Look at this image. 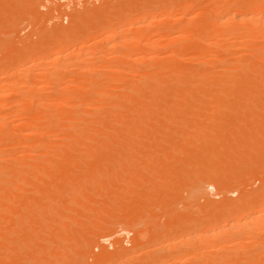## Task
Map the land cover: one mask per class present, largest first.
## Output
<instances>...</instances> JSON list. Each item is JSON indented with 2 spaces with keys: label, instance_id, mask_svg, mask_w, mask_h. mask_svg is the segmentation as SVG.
Returning <instances> with one entry per match:
<instances>
[{
  "label": "rangeland",
  "instance_id": "obj_1",
  "mask_svg": "<svg viewBox=\"0 0 264 264\" xmlns=\"http://www.w3.org/2000/svg\"><path fill=\"white\" fill-rule=\"evenodd\" d=\"M234 1V3L239 1L241 10L250 6L253 8L254 5L260 6V1L264 3V0H241L242 3L240 0ZM217 2L214 0H141V2L140 0H0V85L5 87L4 84L11 81L10 86H13V88L9 87L10 89L5 88L6 91L0 90V104H3L0 105L2 106L0 114L4 112L2 115H7V122L4 121L5 132L0 133V160L2 157L0 161V244L2 243L0 259L2 258V261L0 264L3 262L4 264H264V74L260 76L252 72L253 68L264 70V63L245 64L242 61H226L225 58H228L230 52L240 51L234 50L236 47L239 48L234 42L237 38L226 29L216 28L218 30L216 31L214 28L215 31H212V21L216 15L227 10L232 13L231 15L241 10L236 8L237 6L228 9L226 2H223L224 4ZM242 5H246L244 9ZM263 5L261 6L264 7ZM133 10L136 12L133 13ZM140 14V17L147 15L150 17L146 26L163 23L165 28L161 27L164 30L160 29L161 31L156 35L152 34L153 37L147 33L149 27L142 28L140 23H138L140 29L137 24L129 29L128 20L133 18L136 20L135 17ZM168 16L172 17L169 19ZM91 17L92 20L88 19ZM187 21L190 24L184 31L182 27ZM119 25L120 29L124 27L130 30L124 32L130 35L125 36L123 33L122 36L116 33L123 39H118L116 34L109 38L107 29L115 26L120 33ZM169 25L170 28H167ZM143 29L147 32L143 33ZM173 34L178 36L175 37ZM153 38L161 39L158 44L156 43L157 46L153 45L155 48L149 46L150 41L154 43V40H151ZM110 39L116 42L119 40L117 45L120 44V47L116 46L118 52L114 48V51L111 49L108 52L113 45L112 42L106 44L105 41ZM133 39L139 42L134 45L136 41L134 42ZM125 40L129 42L131 40L128 43L132 45L127 47L129 44ZM229 40L234 42L236 47L233 43V45L229 43ZM208 41L225 43V46L222 45L225 49L217 44L207 45L210 46L207 48L204 45ZM79 44L82 47L85 45V48H81ZM122 44L125 45L121 48ZM217 46L222 51L219 52ZM78 49H81V52ZM84 49L90 51L86 52ZM137 49L139 52H133ZM197 49L200 52L205 50L204 57L202 52V56L200 55L202 58L198 57L200 52ZM103 50H107L108 55L106 53L105 56H99L101 54L99 52ZM241 50L244 51L242 48ZM53 51L54 53L62 51L63 60L49 63L55 56L54 53L51 54ZM115 51L118 54H114ZM145 51L148 53V58L141 57L144 56ZM242 51L239 52L240 56L246 57L247 55L245 56ZM77 52L82 57L78 56ZM84 52L89 54L88 57ZM247 52L250 53L251 50L248 49ZM151 53L156 56L153 58ZM69 54L71 57L68 56ZM129 54L132 61L128 59ZM133 55L136 59H133L135 58ZM111 56L114 58L112 59ZM229 56L234 57L232 54ZM46 58H49V61ZM149 58H153L152 61ZM120 59H123V62ZM142 59L146 61L142 62ZM115 62L120 63L115 64ZM131 62L137 65L135 63L131 65ZM122 63L127 69L121 66ZM127 63L130 66H127ZM154 65L158 68L155 69ZM250 65L253 66L252 69ZM160 66L162 69H159ZM231 66L232 70H229L232 72L231 75L228 72L224 73ZM150 67H153V71L147 70ZM75 69L80 71H74L72 74ZM102 69L107 70L103 71L106 77L102 73L99 74ZM195 70H205L207 74L210 73L206 75L208 80L205 79V84L201 80L205 76L199 78L201 72ZM140 72L144 74L153 72L154 75L151 74L153 76L143 85H139L142 77ZM55 73L61 78L54 76ZM80 73L83 76H80ZM95 74L97 76H94ZM38 77L43 78L39 80ZM55 77L58 83H55L57 82ZM93 77L96 78H94L96 83L92 85L89 80L92 81ZM97 78L99 83H101L100 78L102 81L106 78L108 82L105 81V84L102 82L103 86L99 88L101 84L97 85ZM83 80H86V83ZM65 81L69 83L65 85ZM161 83L163 84L160 86ZM94 84L99 87H95ZM150 84L151 89L155 84L162 88H159L158 92L165 91L152 93L155 95L153 96L146 89ZM187 87H191V90ZM135 88L137 91L134 90ZM66 89L69 91L66 92ZM36 90L38 91L35 92ZM106 92L114 94L110 96ZM43 95L45 97H42ZM60 97L65 98L61 100ZM150 97L151 102L156 97L154 105L153 102L148 105ZM37 99H40L39 102ZM107 99L110 103H103ZM143 103L147 107L150 105L158 107V111L156 110L155 113L150 111L146 114L142 109L145 107ZM92 105H99L100 109L94 111L85 109ZM20 106L21 108L25 106V109H19ZM1 108H4L3 111ZM78 109L83 114L79 115ZM144 113L146 115H143ZM81 116L82 119L78 118ZM85 117L87 120L84 121ZM8 120L17 125H11ZM75 121H78L74 126L76 128H72ZM32 125L37 129L33 133L39 134L34 133L29 139L26 138L30 147L25 145L27 141L22 145L26 147L25 151H30V156L22 159L20 153L23 151L20 150L23 147H20L17 140L21 139L22 142L25 138L22 130L29 126L34 129ZM64 125L66 129L69 128L68 131L63 129ZM132 133H136L137 140ZM77 134L79 135L76 136ZM116 135L117 137H113ZM72 136L75 141L72 140ZM153 209L157 211L154 212L155 214L150 213ZM252 217L258 221L253 220ZM205 227L206 231L214 230L213 234L216 235L207 238ZM5 249H8V254ZM146 254H148L147 258H145Z\"/></svg>",
  "mask_w": 264,
  "mask_h": 264
},
{
  "label": "bare ground",
  "instance_id": "obj_2",
  "mask_svg": "<svg viewBox=\"0 0 264 264\" xmlns=\"http://www.w3.org/2000/svg\"><path fill=\"white\" fill-rule=\"evenodd\" d=\"M132 1H133V0H132ZM147 1H148V0H147ZM215 1L217 2V0H214V2H215ZM233 1H234V0H230V1H229V0H228V1H226V0H224V1H223V0H220V1H219V0H218L219 3H218V2H217V3H218V4H222L223 2H224V3L226 2L225 5H226V7L228 6V7H227L228 9L231 8L232 6H235V7L237 6L236 8H238V9L241 10V8H239V7L241 6L240 3H239V1L237 0L238 2H236V3H234L235 1H234V2H233ZM258 1H259V0H258ZM11 2H13V1H11ZM106 2H107V1H106ZM140 2H141V0H140ZM142 2H143V1H142ZM205 2H206V1H205ZM221 2H222V3H221ZM240 2L242 3L243 1L240 0ZM127 3H128V2H127ZM192 3H193V2H192ZM209 3H210V2H209ZM224 3H223V4H224ZM17 4H18V3H17ZM23 4H24V3H23ZM26 4H27V3H26ZM218 4H217V5H218ZM243 4H244V3H243ZM263 4H264V3H263V2L261 3V1H260V3H259L260 6H258V5L255 6V5L253 4V5H254L253 8H251V6H250V8H248L249 6H247L248 9L241 10V11H236V13H234L233 15H231L232 13H230V11L227 10V12H226V11H225V12H222L221 14L216 15V17H214V20L212 21V26H211L212 29H211V30H212V31H215L216 28H219V29H222V30H223V29L228 30L232 36H234V37L237 38V40L234 41V42H235V44H237V46H238L239 48L236 47V45L234 44V42H231V41L229 40V43L231 42V44L233 43V44L235 45L236 49H234V50H238V51L240 50L239 52H241V51H242L241 48H242V49L244 50V51H242L243 54H244L245 56L247 55L246 57H244V56H240L239 52H237V51H235V52H237V54H236L235 52H230V51H229V52H230V53H229V52L227 51V52L229 53V55L232 54V55H234V57H233V56L230 57V56L228 55V58H225L226 61H228V62H229V61H230V62H233V61H236V62H237V61H240V62H241V61H242V62H244L245 64H246V63H248V64H252V63L255 64V63H257V64H258V62H260V63H261V62L264 63V7L261 6V5H263ZM21 5H22V4H21ZM169 5H171V4H169ZM213 5H214V4H213ZM217 5H216V6H217ZM8 6H9V5H8ZM11 6H12V4H11ZM17 6H18V5H17ZM104 6H105V5H104ZM104 6H103V7H104ZM220 6H221V5H220ZM245 6H246V5H242V8L244 9ZM263 6H264V5H263ZM31 7H32V6H31ZM123 7H124V5H123ZM140 7H141V6H140ZM235 7H234V8H235ZM14 8H15V7H14ZM141 8H143V7H141ZM232 8H233V7H232ZM4 9H6V8H4ZM95 9H96V8H95ZM119 9H120V8H119ZM125 9H126V8H125ZM128 9H129V8H128ZM128 9H127V11H129ZM130 9H131V8H130ZM171 9H172V8H171ZM19 10H20V9H19ZM22 10L24 11V9H22ZM87 10H88V9H87ZM93 10H94V9H93ZM106 10H107V9H106ZM131 10H132V9H131ZM134 10H135V9H134ZM134 10H133V11H134ZM136 10H137V9H136ZM138 10H139V9H138ZM217 10H218V9H217ZM89 11H90V10H89ZM96 11H97V10H96ZM96 11H95V12H96ZM116 11H118V10H116ZM124 11H125V10H124ZM127 11H126V12H127ZM141 11H142V9H141ZM162 11H163V10H162ZM165 11H166V10H165ZM0 12H1V11H0ZM41 12H42V11H41ZM135 12H136V11H134L133 13H135ZM231 12H232V10H231ZM2 13H3V12H2ZM25 13H26V12H25ZM89 13H90V12H89ZM110 13H111V10H110ZM118 13H119V12H117V14H118ZM133 13H131V14H133ZM165 13H166V12H165ZM16 14L18 15V11L16 12ZM16 14H15V15H16ZM43 14H44V13H43ZM87 14H88V13H87ZM92 14H93V13H92ZM124 14H126V13H124ZM124 14H123V15H124ZM128 14H129V13H128ZM142 14H143V13H142ZM147 14H148V13H147ZM147 14H146V15H147ZM169 14H170V13H169ZM19 15L21 16V14H19ZM25 15H26V14H25ZM77 15H78V13H77ZM77 15H76V16H77ZM101 15H102V14H101ZM143 15H145V14H143ZM154 15H155V14H154ZM156 15H157V14H156ZM112 16H113V15H112ZM140 16H141V14H140L137 18L135 17L136 20H134V18H133V19H129V20H128L129 23L127 22V25L129 24V26H130V25H131V26H130V27L127 26V27H128L129 29H132V28H134V26H135L134 24H137V26H138V23H140V27H142V28H143V26H144V27H147V28L149 27L148 29L145 28V30L147 29L148 32L145 31V30L143 29V30H144L143 33L147 32L148 35H152V34L156 35V34L158 33V31H161L160 29L165 28L164 25H162L163 23H162L161 25H160V24H157V26H154L155 24H154V25H149V24H148V26H146V25H147V22H149L150 17H149L148 15H147V16H143V17H140ZM186 16H187V15H186ZM14 17H15V16H14ZM40 17H41V16H40ZM85 17H86V16H84V18H85ZM156 17H157V16H156ZM168 17H169V19H170V17H172V16H168ZM168 17H167V18H168ZM19 18H20V17H19ZM84 18H83V19H84ZM102 18H103V17H102ZM138 18H139V19H138ZM164 18H165V17H164ZM72 19H73V18H72ZM88 19L92 20V17H91V18H88ZM93 19H94V18H93ZM113 19H114V18H113ZM171 19H172V18H171ZM84 20H86V19H84ZM110 20H111V19H110ZM41 21H42V20H41ZM77 21H78V20H77ZM81 21H82V20H81ZM104 21H105V20H104ZM113 21H114V20H113ZM84 22H85V21H84ZM85 23H86V22H85ZM108 23H109V22H108ZM124 23H125V25H126V22H124ZM72 24H73V23H72ZM79 24H80V23H79ZM151 24H152V22H151ZM172 24H173V23H172ZM189 24H190V22L187 21V22L183 25V27H182V25H181L182 30L185 31V29H188ZM132 25H134V26L132 27ZM158 25H159V26H158ZM200 25H201V24H200ZM77 26H78V25H77ZM100 26H101V25H100ZM123 26H124V25H123ZM161 26H163V28H162ZM166 26H167V25H166ZM4 27H5V26H4ZM59 27H60V26H59ZM68 27H69V26H68ZM13 28H14V27H13ZM13 28H11V29H13ZM60 28H61V27H60ZM117 28H118V27H117ZM117 28H116L115 26H112L111 28L107 29V30H108L107 32H109L107 36H108L109 38L112 37V36L114 37L116 33H117V34H122V36H124V35L126 36V34H128V33H124V32H127V31L129 32V31H130V30H128L127 28H125V29H124V27L122 28V25H121V28L124 29L125 31L122 30V29H120V25H119V29H120L119 32H120V33H118V29H117ZM138 28H139V26H138ZM167 28H170V25H169V27H167ZM172 28H173V27H172ZM179 28H180V27H178L177 29L179 30ZM195 28H196V27H195ZM214 28H215V29H214ZM62 29H63V28H62ZM139 29H140V28H139ZM177 29H176V30H177ZM205 29H206V28H205ZM213 29H214V30H213ZM73 30H74V29H73ZM77 30H78V29H77ZM121 30H122V32H121ZM137 30H138V29H137ZM137 30H136V31H137ZM163 30H164V29H163ZM172 30H173V29H172ZM172 30H171V31H172ZM180 30H181V29H180ZM57 31H58V30H57ZM141 31H142V29H141ZM173 31H174V30H173ZM216 31H218V30L216 29ZM65 32H66V31H65ZM73 32H74V31H73ZM139 32H140V31H139ZM53 33H54V32H53ZM60 33H61V32H60ZM123 33H124V35H123ZM134 33H136V32H134ZM137 33H138V32H137ZM213 33H214V32H213ZM58 34H59V33H58ZM62 34H63V33H62ZM79 34H80V33H79ZM117 34H116L117 38H118V39L121 38V37L118 36ZM132 34H133V33H132ZM138 34H139V33H138ZM199 34H200V33H199ZM95 35H96V34H95ZM128 35H130V33H129ZM223 35L225 36V34H223ZM64 36H66V34H65ZM152 36H153V35H152ZM152 36H149V38H150V37L152 38ZM173 36H175V34H173ZM173 36H172V37H173ZM177 36H178V35H176L175 37H177ZM215 36H216V35H215ZM218 36H219V35H218ZM226 36L228 37L229 35L226 33ZM226 36H225V37H226ZM2 37H3V36H2ZM127 37H128V36H127ZM135 37H136V36H135ZM137 37H140V36H137ZM153 37H154V36H153ZM175 37H173V38H175ZM196 37H197V36H196ZM198 37H200V36H198ZM7 38H8V37H7ZM7 38H6V39H7ZM16 38H17V37H16ZM16 38H15V39H16ZM23 38H24V37H23ZM115 38H116V37H115ZM132 38H133V37H132ZM146 38H147V37H146ZM206 38H207V37H206ZM206 38H205V39H206ZM213 38H214V37H213ZM228 38H229V37H228ZM99 39H100V38H99ZM111 39H112V38H111ZM111 39H110V40H111ZM122 39H123V38H121V40H122ZM125 39H128V38L125 37ZM130 39H131V38H130ZM137 39H138V38H137ZM158 39H159V38H158ZM158 39H157V40H154V38L151 39V40H154V43H155V44H154L152 41H150V42H149V46H153V45H154V46H155V45L157 46V44H158L157 42L161 41V39H160V40H158ZM202 39H203V38H202ZM3 40H4V39H3ZM110 40L105 41L106 44H108L109 42H112V45H113V46H111L112 48H110L109 50L107 49L108 52H109L111 49H112V51H114V50L118 49L117 47H120V44L117 45V43L119 42V40H118V42H116V41H112V40L110 41ZM131 40H132V39H131ZM131 40H130V42H131ZM133 40H134V42L136 41L134 45H136V43L139 42L138 40H135V39H133ZM149 40H150V39H149ZM215 40H216V39H215ZM220 40L223 41V39H220ZM29 41H30V40H29ZM102 41H103V40H102ZM142 41H143V40H142ZM146 41L148 42V39H147ZM155 41H156V42H155ZM13 42H14V41H13ZM18 42H19V41H18ZM125 42L128 43L129 41H126V40H125ZM130 42H129V43H130ZM140 42H141V41H140ZM227 42H228V41H227ZM129 43H128V44H129ZM141 43H145V42H141ZM152 43H153V44H152ZM156 43H157V44H156ZM161 43H162V42H161ZM205 43H207V44H205ZM205 43H204V44H205L204 46H206L207 48L210 47V46H207V45H212V44H214V45L217 44L218 46L220 45V47L225 46V45H224L225 43H224V44H218V41H217V42H211V41H208V42H205ZM94 44H95V43H94ZM104 44H105V43H104ZM139 44H140V43H139ZM181 44H182V43H181ZM197 44H198V43H197ZM233 44H232V45H233ZM10 45H11V44H10ZM79 45H80V44H79ZM123 45H125V44H122V45H121V48H122ZM131 45H132V44H131ZM131 45L129 44V45H127V47H128V46H131ZM143 45H144V44H143ZM143 45H142V46H143ZM145 45L147 46L148 43H145ZM222 45H223V46H222ZM226 45H227V44H226ZM18 46H19V45H18ZM30 46H31V45H30ZM34 46H35V45H34ZM60 46H61V45H60ZM60 46H59V47H60ZM84 46H85V45H83V47H82V45H80L81 48H85ZM103 46H104V45H102L101 47L103 48ZM105 46L107 47V46H109V45H105ZM116 46H117V47H116ZM154 46H153V47H154ZM165 46H166V45H165ZM182 46H183V45H182ZM218 46L216 47V49L218 48ZM19 47H20V46H19ZM19 47H18V49H19ZM80 47H79V48H80ZM101 47H100V49H102ZM132 47H133V46H132ZM134 47H136V46H134ZM153 47H152V49H153ZM213 47H214V46H213ZM220 47L218 48L219 52L222 51V50H220ZM230 47H231V46H230ZM235 47H234V48H235ZM249 47H250V48H249ZM65 48H66V47H65ZM113 48H114V50H113ZM139 48H140V47H139ZM154 48H155V47H154ZM183 48H184V47H183ZM207 48H206V49H207ZM214 48H215V47H214ZM223 48H224V47H223ZM245 48H247V49L245 50ZM252 48H253V49H252ZM100 49H99V51H100ZM123 49L128 50V49H126V48H123ZM131 49H132V48H131ZM199 49H200V48H199ZM201 49H202V48H201ZM204 49H205V47H204ZM210 49H211V48H210ZM216 49H215V50H216ZM221 49H222V48H221ZM224 49H225V48H224ZM224 49H223V50H224ZM227 49H228V48H227ZM232 49H233V48H232ZM248 49H249V51L251 50L250 53L247 52ZM61 50H62V49H61ZM82 50H83V49H82ZM85 50H86V49H84V51H85ZM97 50H98V49H97ZM107 50H103V52H99V53H101L100 55H99L98 52H97V54H98L99 56H105L106 53H107V52H106ZM133 50H134V49H133ZM145 50H147V49L145 48ZM178 50H179V48H178ZM178 50L176 49V51H178ZM202 50H203V49H202ZM207 50H208V49H207ZM12 51H13V50H12ZM67 51H68V49H67ZM67 51H64V52L67 53ZM78 51L81 52V49H78ZM87 51H88V50H86V52H87ZM89 51H90V50H89ZM89 51H88V52H89ZM95 51H96V50H95ZM116 51L118 52V50H116ZM116 51L114 52V54L116 53ZM137 51L139 52L138 49L135 50V51H133V52H137ZM163 51H164V50H163ZM197 51L200 52L198 49H197ZM224 51H225V50H224ZM232 51H233V50H232ZM245 51L247 52V54H246ZM68 52H70V51H68ZM86 52H84V53H86ZM119 52H120V51H119ZM122 52H123V51H122ZM140 52H141V51H140ZM142 52H143V51H142ZM154 52H155V51H154ZM156 52H157V51H156ZM179 52H180V51H179ZM201 52H202L203 57H204L205 53H203V52H205V50H204V51H201ZM201 52L199 53V56H198V57H201V56H202ZM13 53H14V52H13ZM53 53H54V51H53L51 54H53ZM61 53H62V51H57V52H55V53H54L55 56H53V58H52L53 60H52L51 62H49V63L54 62V60H57V61H58L59 59H61V58L63 57V55H62ZM77 53H78V52H77ZM111 53H113V52H111ZM124 53H125V51H124ZM144 53L146 54L147 52L145 51ZM158 53H159V52H158ZM158 53H157V54H158ZM176 53H178V52H176ZM228 53H227V54H228ZM248 53H249V54H248ZM51 54H50V55H51ZM80 54H81V53H80ZM82 54H83V52H82ZM87 54H88V53H86V56H87ZM94 54H95V53H94ZM97 54H96V55H97ZM109 54H110V53H109ZM116 54H118V53H116ZM131 54H132V53H131ZM139 54H140V53H139ZM141 54H142V53H141ZM145 54H144V56L142 55L141 57H147V58H148V57H149V56H148V53L146 54L147 56H146ZM151 54H152V53H151ZM179 54H180V53H179ZM235 54H236L237 56H235ZM238 54H239V56H238ZM243 54H241V55H243ZM45 55H46V54H45ZM45 55H44V56H45ZM64 55H66V54H64ZM83 55L85 56V54H83ZM88 55H89V54H88ZM98 55H97V57H98ZM107 55H108V53H107ZM112 55H113V54H112ZM120 55H121V54H120ZM120 55H119V57H120ZM129 55H130V54H129ZM129 55H128V59H130L129 57H131V55H130V56H129ZM149 55H150V53H149ZM200 55H201V56H200ZM51 56H52V55H51ZM68 56H70V54H69ZM78 56H81V55H79V53H78ZM78 56H77V58H78ZM133 56H134V55H133ZM152 56H153V58H154L156 55H153V54H152ZM152 56H151V57H152ZM165 56H166V55H165ZM165 56H164V57H165ZM47 57H48V55H47ZM70 57H71V56H70ZM72 57H73V56H72ZM81 57H82V56H81ZM81 57H80V59H81ZM87 57H88V56H87ZM111 57H112V56H111ZM117 57H118V56H117ZM119 57H118V59H119ZM134 57H135V58H133V57H132V58H133V59H136V56H134ZM138 57H139V56H138ZM138 57H137V58H138ZM158 57H159V56H158ZM219 57H220V56H219ZM226 57H227V56H226ZM37 58H38V57H37ZM49 58H50V60H51V57H49ZM49 58H48V59H49ZM74 58H75V57H74ZM113 58H114V57H112V59H113ZM120 58H121V57H120ZM125 58H127V57H125ZM153 58H151V59L149 58V59L152 61ZM174 58H175V57H174ZM201 58H202V57H201ZM35 59H36V58H35ZM39 59H40V58H39ZM48 59L46 58L47 61H49ZM78 59H79V58H78ZM83 59H85V58H83ZM90 59H91V58H90ZM95 59H96V58H95ZM108 59H110V58H108ZM115 59H116V56H115ZM118 59H117V60H118ZM138 59H139V58H138ZM44 60H45V59H44ZM44 60H43V61H44ZM46 60H45L44 63L47 62ZM61 60H63V59H61ZM88 60H89V59H88ZM117 60H116V61H117ZM120 60H121V59H120ZM126 60H127V59H126ZM126 60H125V61H126ZM130 60L132 61V59H130ZM140 60H141V59H140ZM143 60L146 61V59H142V62H143ZM203 60H205V59H203ZM31 61H32V60H31ZM33 61H34V60H33ZM57 61H56V62H57ZM64 61H65V60H64ZM148 61H149V60H148ZM221 61H222V58H221ZM18 62H19V61H18ZM121 62H123V59L121 60ZM153 62H154V61H153ZM249 62H250V63H249ZM22 63H23V62H22ZM22 63H21V64H22ZM28 63H30V62L28 61ZM88 63H89V62H88ZM97 63H98V61H97ZM119 63H120V62H119ZM119 63L115 62V64H119ZM128 63H129V62H128ZM128 63H127V64H128ZM132 63H133V62H131V65H133L135 62H134L133 64H132ZM210 63H211V62H210ZM34 64H35V63H34ZM37 64H38V63H37ZM55 64H56V63H55ZM113 64H114V62H113ZM123 64H124V63H122L121 66H123ZM125 64H126V62H125ZM135 64H136V63H135ZM141 64H142V63H141ZM148 64H149V66L151 65V64H150V61H149ZM205 64H206V63H205ZM25 65H26V64H25ZM41 65H42V64H41ZM136 65H137V64H136ZM138 65H139V64H138ZM28 66H29V65H28ZM30 66H31V65H30ZM57 66H59V65H57ZM79 66H80V65H79ZM83 66H85V65H83ZM87 66H88V65H87ZM101 66H102V65H101ZM117 66H118V65H117ZM121 66H120V67H121ZM127 66H130V64H128ZM149 66H148V67H149ZM155 66H156V65H154V68H155V69L158 68V66H157V67H155ZM224 66H225V65H224ZM251 66H252V65H250V68H251ZM258 66H259V65H258ZM21 67H23V66H21ZM21 67H20V68H21ZM26 67H27V66H26ZM31 67H32V66H31ZM33 67H34V66H33ZM42 67H43V66H42ZM42 67H41V68H42ZM44 67H45V66H44ZM47 67H48V65H47ZM68 67H69V66H68ZM96 67H97V66H96ZM110 67H111V66H110ZM114 67H115V66H113V68H114ZM123 67L126 68V65H124ZM162 67H163V66H162ZM227 67H228V66H227ZM252 67H253V66H252ZM35 68H36V67H35ZM35 68H34V69H35ZM37 68H38V67H37ZM59 68H60V67H59ZM62 68H63V66H62ZM62 68H61V69H62ZM65 68H66V67H65ZM85 68H86V66H85ZM94 68H95V67H94ZM124 68H123V69H124ZM129 68H130V67H129ZM129 68H128V69H129ZM144 68H145V67H144ZM146 68H147V65H146ZM160 68H161V66L159 67V69H160ZM63 69H64V68H63ZM63 69H62V70H63ZM126 69H127V68H126ZM126 69H125V70H126ZM149 69H150V70L152 69V71H153V67H150V68H148L147 70H149ZM159 69H158V70H159ZM161 69H162V68H161ZM163 69H164V67H163ZM194 69H196V68H194ZM251 69H252V68H251ZM29 70H30V69H29ZM37 70H38V69H37ZM37 70H36V71H37ZM44 70H45V69H44ZM70 70H71V69H70ZM77 70H78V69H77ZM77 70L75 69V70H73V72H71V73L74 74V71H77ZM81 70H82V69H81ZM89 70L91 71L90 68H89ZM99 70H100V69H99ZM117 70H118V69H117ZM117 70H116V71H117ZM119 70H120V69H119ZM129 70H131V69H129ZM226 70H228V71H224V73H225V72H228V73L230 74L231 71L229 72V70H232V66L229 67V68H227ZM16 71H17V70H16ZM21 71H22V70H21ZM32 71H33V70H32ZM78 71H80V70H78ZM103 71H105V70L102 69V72L99 71V72H100L99 74L101 75V73H102V75L105 76V73H103ZM106 71H107V70H106ZM106 71H105V72H106ZM110 71H111V69H110ZM112 71H113V70H112ZM126 71H127V70H126ZM139 71H140V70H139ZM156 71H157V70H156ZM164 71H166V70H164ZM167 71H168V70H167ZM183 71H184V70H183ZM185 71H186V70H185ZM195 71H196V70H195ZM243 71H244V70H243ZM25 72H26V71H25ZM27 72H28V71H27ZM58 72H59V71H58ZM63 72H64V71H63ZM94 72H95V71H94ZM118 72H121V71H118ZM122 72H123V71H122ZM179 72H180V71H179ZM186 72H188V71H186ZM196 72H201V74L199 73L200 75H198L199 78H200L201 76H202V77L205 76V77L203 78L204 80L201 78V80L204 81V82H202V83L205 84L206 81L208 80V78H207L206 75H209L210 73L207 74V71H205V70H203V71H198V70H197ZM220 72H221V71H220ZM235 72H236V71H235ZM237 72H238V71H237ZM252 72H253L255 75H256V74H260V76H261V74H264V70H263V69L259 70V69H255V68H253V69H252ZM22 73H23V72H22ZM56 73H57V72H56ZM56 73H55L54 76H56ZM59 73H60V72H59ZM89 73H91V72H89ZM140 73H141V72H140ZM145 73H146V72H145ZM159 73H161V71H160ZM184 73H185V72H184ZM192 73H193V72H192ZM222 73H223V71H222ZM231 73H232V72H231ZM233 73H234V72H233ZM250 73H251V72H250ZM24 74H25V73H24ZM61 74H62V73H61ZM86 74H87V73H86ZM97 74H98V73H97ZM97 74H95L94 76H97ZM143 74H144V72L141 73L142 77H141V82L138 83L139 85H143V83H145V82H146L151 76L154 75L153 72L151 73V74H153V75H151L150 72H149V73L147 72V73L144 74V75H143ZM155 74H157V73H155ZM251 74H252V73H251ZM19 75H20V74H19ZM27 75H28V73H27ZM40 75H41V74H40ZM49 75H52V74H49ZM84 75H85V74H84ZM100 75H98V76H100ZM193 75H194V74H193ZM230 75H231V74H230ZM235 75H236V74H235ZM35 76H36V75H35ZM46 76H48V75H46ZM80 76H83V75L80 73ZM80 76H78V77H80ZM85 76H86V75H85ZM87 76H88V75H87ZM233 76H234V75H233ZM245 76H246V75H245ZM20 77H21V76H20ZM43 77H44V76H43ZM43 77H42V78H43ZM56 77H57L58 79L61 78V76H60V78H59L58 76H56ZM56 77H55V78H56ZM100 77H101V76H100ZM105 77H106V76H105ZM117 77H118V76H117ZM117 77H116V78H117ZM123 77H124V76H123ZM173 77H174V76H173ZM194 77H195V76H194ZM208 77H209V76H208ZM228 77H229V76H228ZM234 77H235V76H234ZM0 78H1V77H0ZM25 78H26V75H25ZM32 78H33V77H32ZM42 78H40V79L42 80ZM45 78H47V77H45ZM55 78H54V79H55ZM57 78H56V81L58 80ZM81 78H83V77H81ZM94 78H95V77H93V80L95 81L96 78H95V79H94ZM101 78H102V77H101ZM101 78H100V82H101V83H99V80H98V78H97V81H98L97 85H98V84H101V85H99V86H101V87H99V86H97V85L94 84L95 87H97V88H98V87H99V88H102V86H103V85H102V82L105 84L106 78H105V79L103 78V79H104L103 81L101 80ZM109 78H110V77H109ZM119 78H120V77H119ZM256 78H257V77H256ZM5 79H6V78H5ZM11 79H12V78H11ZM22 79H23V78H22ZM38 79H39V77H38ZM40 79H39V80H40ZM70 79H71V78H70ZM83 79H85V78H83ZM90 79H92V76H91ZM184 79H185V78H184ZM205 79H206V81H205ZM238 79H239V78H238ZM243 79H244V78H243ZM9 80H10V79H9ZM34 80H35V79H34ZM39 80H38V81H39ZM62 80H64V79H62ZM72 80H73V79H72ZM74 80H75V79H74ZM93 80H92V81H93ZM115 80H116V79H115ZM13 81H14V80H13ZM13 81H12V82H13ZM15 81H16V80H15ZM15 81H14V82H15ZM26 81H27V79H26ZM83 81H84V80H83ZM83 81H82V82H83ZM85 81H86V80H85ZM85 81H84V82H85ZM92 81L89 80V82H90L91 84H92V83H96V81H95V82H94V81L92 82ZM113 81H114V80H113ZM113 81H112V82H113ZM117 81H118V80H117ZM157 81H158V80H157ZM194 81H195V80H194ZM213 81H214V80H213ZM2 82H4V81H1V83H2ZM5 82H6V81H5ZM9 82H11V81H8V83H6V84L3 83V84L5 85V87H4L3 85H0V90L2 91V90H5V88H9V87H11L12 85L10 86L11 83H9ZM58 82H59V81H57V82H55V83H58ZM60 82H61V81H60ZM107 82H108V80L106 81V83H107ZM114 82H116V81H114ZM162 82H163V81H162ZM21 83H23V82H21ZM32 83H33V82H32ZM35 83H36V82H35ZM39 83H40V81H39ZM39 83H38V84H39ZM61 83H62V82H61ZM64 83H65V85H66V83H69V82H66V81H65ZM71 83H72V82H71ZM73 83H74V81H73ZM85 83H86V82H85ZM193 83H194V82H193ZM196 83H197V82H196ZM216 83H217V82H216ZM221 83H222V82H221ZM262 83H263V82H262ZM33 84H34V83H33ZM36 84H37V83H36ZM82 84H83V83H82ZM87 84H88V82H87ZM152 84H153V82H152ZM156 84H157V83H156ZM162 84H163V83H161L160 86H161ZM189 84H190V83H189ZM212 84H213V83H212ZM13 85H14V83H13ZM20 85H21V84H20ZM26 85H27V83H26ZM29 85H30V84H29ZM34 85H35V84H34ZM60 85L62 86V84H60ZM63 85H64V84H63ZM88 85H89V84H88ZM92 85H93V84H92ZM110 85H111V83H110ZM157 85H158V84H157ZM181 85H182V84H181ZM194 85H195V84H194ZM198 85H199V84H198ZM216 85H217V84H216ZM220 85H221V84H220ZM1 86H3V87H1ZM21 86H22V85H21ZM21 86H20V88H21ZM30 86H31V85H30ZM56 86H57V84H56ZM71 86H72V85H71ZM71 86H70V87H71ZM135 86H136V85H135ZM152 86H153V85H152ZM154 86H155V84H154ZM154 86H153V88L151 89V88H150V87H151V84H150V86L148 85V86H146L147 88H146V87H145V88L148 90V93L151 92V94H152V93H156V94H157L158 89H159L160 87H158L159 85H158V86H155V87H154ZM163 86H164V85H163ZM183 86H184V85H183ZM199 86L202 87L201 85H199ZM217 86H218V85H217ZM36 87H37V86H36ZM41 87H42V86H41ZM76 87H77V86H76ZM133 87H134V86H133ZM133 87H131V89H132ZM169 87H170V86H169ZM192 87H193V86H192ZM214 87H215V86H214ZM220 87H221V86H220ZM231 87H232V85H231ZM254 87H255V86H254ZM254 87H253V88H254ZM12 88H13V86H12ZM15 88H16V87H15ZM22 88H23V87H22ZM25 88H26V87H25ZM29 88H30V87H28V89H29ZM39 88H40V85H39ZM52 88H55V87H52ZM52 88H51L50 90H52ZM72 88H73V87H72ZM89 88H90V87H89ZM137 88H138V86H137ZM149 88H150L151 91H149ZM165 88H166V86H165ZM187 88H189V87H187ZM190 88H191V87H190ZM190 88H189V89H190ZM193 88H195V87H193ZM204 88H205V87H204ZM9 89H10V88H9ZM9 89H8V90H9ZM26 89H27V88H26ZM30 89H31V88H30ZM47 89H48V88H47ZM59 89H60V88H59ZM143 89H144V88H143ZM160 89H162V88H160ZM168 89H169V88H168ZM170 89H171V88H170ZM232 89H233V88H232ZM23 90H24V89H23ZM54 90H55V89H54ZM56 90H57V89H56ZM62 90L65 91V89L63 88V86H62ZM66 90H67V89H66ZM134 90L137 91L136 88H135ZM147 90H146V91H147ZM171 90H172V89H171ZM190 90H191V89H190ZM247 90H248V89H247ZM5 91H6V90H5ZM30 91H31V90H30ZM30 91H29V93H30ZM37 91H38V90H36L35 92H37ZM59 91H60V90H59ZM68 91H69V90H67L66 92H68ZM71 91H72V90H71ZM85 91H86V90H85ZM100 91H101V90H100ZM116 91H117V90H116ZM142 91H143V93H147V92H144V90H142ZM162 91H165V90H161V91H159V92H162ZM166 91H167V90H166ZM169 91H170V90H169ZM173 91H174V90H173ZM196 91H198V90H196ZM219 91H220V90H219ZM23 92H24V91H23ZM31 92H32V91H31ZM33 92H34V91H33ZM33 92H32V93H33ZM39 92H40V91H39ZM114 92H115V90H114ZM131 92H132V91H131ZM159 92H158V93H159ZM170 92H171V91H170ZM184 92H185V91H184ZM201 92H202V91H201ZM211 92H212V91H211ZM3 93H4V92H3ZM5 93H6V92H5ZM5 93H4V94H5ZM106 93H107L108 95H110V96H111V94H112V93H110V92H109L110 94H109L108 92H106ZM119 93H120V92H119ZM148 93H147V95H149ZM168 93H169V92H168ZM196 93H198V92H196ZM227 93H228V92H227ZM0 94H1V93H0ZM64 94H65V93H64ZM64 94H63V95H64ZM97 94H98V93H97ZM104 94H105V92H104ZM113 94H114V93H113ZM113 94H112V95H113ZM128 94H129V92H128ZM203 94H204V93H203ZM219 94L221 95V93H219ZM222 94H223V92H222ZM263 94H264V92H263ZM67 95H68V94L66 93V96H67ZM80 95H81V94H80ZM143 95H144V94H143ZM152 95H153V94H152ZM165 95H166V94H165ZM255 95H256V94H255ZM2 96H3V95H2ZM52 96H53V95H52ZM58 96H59V95H58ZM71 96H72V95H71ZM90 96H91V95H90ZM101 96H102V94H101ZM101 96H100V97H101ZM104 96H105V95H104ZM144 96H145V95H144ZM149 96H151V95H149ZM153 96H155V95H153ZM221 96H222V95H221ZM260 96H261V95H260ZM0 97H1V96H0ZM30 97H32V96H30ZM42 97H45V96L43 95ZM50 97H51V96H50ZM61 97H62V95H61ZM61 97H60V98H61ZM69 97H70V96L68 95V98H69ZM72 97H73V96H72ZM77 97H79V96H77ZM81 97H82V96H81ZM127 97H128V96H127ZM146 97H147V96H146ZM151 97H152V96H151ZM151 97H150V102L148 103V105H149L150 103H152V102H153L152 105H154V104H155L154 100H155L156 97L158 98V95H156V97H154V100H152V102H151V99H152L153 97H152V98H151ZM160 97H161V96H160ZM219 97H220V96H219ZM223 97H224V96H223ZM231 97H232V96H231ZM64 98H65V97H64ZM64 98H61V100L64 99ZM73 98H74V97H73ZM92 98H93V96H92ZM128 98H129V97H128ZM147 98H148V97H147ZM174 98H175V97H174ZM252 98H253V97H252ZM1 99H2V98H1ZM28 99H29V97H28ZM77 99H79V98H77ZM89 99H90V97H89ZM108 99H110V97H108ZM108 99H107L106 102L103 101V103L109 104L110 102L108 101ZM145 99H146V98H145ZM230 99H231V98H230ZM32 100L34 101V98H32ZM35 100H36V99H35ZM38 100H40V99H37V102H39ZM43 100H45V99H43ZM94 100H95V99H94ZM102 100H103V99L101 98V101H102ZM123 100L126 101L127 99H123ZM123 100H122V101H123ZM143 100H144V99H143ZM190 100H191V99H190ZM66 101H67V100H66ZM77 101H78V100H77ZM80 101H81V100H80ZM80 101H79V102H80ZM110 101H112V100L110 99ZM118 101H119V100H118ZM155 101H156V100H155ZM20 102H21V101H20ZM28 102H29V101H28ZM41 102H42V101H41ZM56 102H57V100H56ZM89 102H90V101H89ZM134 102H135V101H134ZM146 102H148V101L146 100ZM228 102H229V100H228ZM239 102H240V101H239ZM246 102H247V101H246ZM263 102H264V101H263ZM29 103H30V102H29ZM53 103H54V102H53ZM64 103H65V102H64ZM67 103H68V102H67ZM124 103H125V102H124ZM144 103H145V101H144ZM144 103H143V104H144ZM186 103H187V102H186ZM202 103H203V102H202ZM221 103H222V102H221ZM257 103H258V102H257ZM19 104H20V103H19ZM23 104H24V103H23ZM39 104H40V103H39ZM39 104H38V107H39ZM43 104H45V103H43ZM43 104H42V105H43ZM47 104H48V103H47ZM86 104H87V103H86ZM86 104H85V105H86ZM101 104H102V103H101ZM119 104H120V103H119ZM156 104H157V103H156ZM192 104H193V103H192ZM203 104H204V103H203ZM248 104H249V103H248ZM0 105H3V104L1 103ZM24 105H25V104H24ZM50 105H51V104H50ZM58 105H59V104H58ZM75 105H76V104H75ZM87 105H88V104H87ZM165 105H166V104H165ZM171 105H172V104H171ZM233 105H234V104H233ZM18 106H19V105H18ZM18 106H17V107H18ZM28 106H29V105H28ZM67 106H69V104H68ZM82 106H84L83 103H82ZM82 106H81V107H82ZM110 106H111V105H110ZM112 106H113V105H112ZM140 106H141V105H140ZM144 106H145V107H143L142 109L144 110V112H145L146 114L149 113L150 111H154V113H155L156 110L158 111V109H157L158 107L156 108L155 106H151V105H150V106L152 107V108H151L150 106L147 107V105H145V104H144ZM156 106H157V105H156ZM195 106H196V105H195ZM254 106H255V104H254ZM0 107H2V106H0ZM3 107H4V106H3ZM14 107H15V106H14ZM24 107H25V106H24ZM24 107H23V108H24ZM26 107H27V106H26ZM30 107H31V106H30ZM35 107H36V106H35ZM44 107H45V105H44ZM99 107H100L99 105H98V106H97V105H92V106H90V107H86L85 109H86V110L88 109L89 111H92V110L94 111V110H96V109H97V110L100 109ZM117 107H118V106H116V108H117ZM127 107H129V106H127ZM177 107H178V106H177ZM210 107H211V106H210ZM217 107H218V106H217ZM233 107H234V106H233ZM23 108H21V106H20L19 109H23ZM32 108H33V107H32ZM40 108H41V107H40ZM101 108H102V106H101ZM179 108H180V107H179ZM249 108H250V107H249ZM1 109H2V108H1ZM3 109H4V108H3ZM3 109H2V111H3ZM14 109H15V108H14ZM19 109H17V110L20 111ZM24 109H25V108H24ZM24 109H23V110H24ZM80 109H81V108H80ZM27 110H28V109H27ZM48 110H49V109H48ZM48 110H47V111H48ZM139 110H140V109H139ZM15 111H16V110H15ZM33 111H35V110H33ZM109 111H110V110H109ZM0 112H1V111H0ZM37 112H38V111H37ZM42 112H43V111H42ZM77 112H79V109L77 110ZM84 112H87V111L84 110ZM100 112H101V111H100ZM121 112H122V111H121ZM125 112H126V111H125ZM2 113H4V112H2ZM2 113L0 114V133H1V134H2L3 132H5V131H4V129H5V127H6V123H5V122H7V119H6V116H7V115H6V116H5V114L2 115ZM23 113H24V111H23ZM23 113H22V114H23ZM25 113H26V112H25ZM33 113H35V112H33ZM39 113H40V111H39ZM52 113H53V112H52ZM79 113H80L79 115H81V113L83 114V112H79ZM87 113H88V112H87ZM118 113H119V111H118ZM134 113H135V111H134ZM145 113H144L143 115H146ZM14 114H15V113H14ZM45 114H47V113H45ZM45 114H44V115H45ZM84 114H86V113H84ZM113 114H114V113H113ZM119 114H120V113H119ZM122 114H123V112H122ZM125 114H126V113H125ZM156 114H158V113H156ZM156 114H155V115H156ZM51 115H52V114H51ZM51 115H50V116H51ZM54 115H55V114H54ZM77 115H78V114H77ZM79 115H78V116H79ZM128 115H130V114H128ZM143 115H142V116H143ZM74 116H75V115H74ZM134 116H135V115H134ZM148 116H149V115H148ZM150 116H151V115H150ZM153 116H154V114H153ZM8 117H9V116H8ZM48 117H49V116H48ZM52 117H53V116H52ZM83 117H84V115H83ZM83 117L81 116V117H78V118H81V119H82ZM108 117H109V116H108ZM125 117H126V116H125ZM154 117H155V116H154ZM157 117H158V115H157ZM9 118H10V117H9ZM11 118H12V117H11ZM43 118H44V116H43ZM43 118H42V119H43ZM55 118H56V116H55ZM78 118H77V119H78ZM114 118H115V117H114ZM122 118H123V117H122ZM138 118H139V117H138ZM44 119H45V118H44ZM44 119H43V120H44ZM47 119H48V118H47ZM56 119H57V118H56ZM85 119H86V117H85L83 120L85 121ZM109 119H111V118L109 117ZM109 119H108V120H109ZM115 119H116V118H115ZM120 119H121V117H120ZM132 119H134V118H132ZM144 119H145V118H144ZM144 119H143V120H144ZM147 119H148V117H146V120H147ZM12 120H13V119H12ZM49 120H51V119H49ZM54 120H55V119H54ZM83 120H82V121H83ZM86 120H87V119H86ZM101 120H102V119H101ZM111 120H112V119H111ZM118 120H119V119H118ZM118 120H117V121H118ZM149 120H150V119H149ZM187 120H188V119H187ZM191 120H192V119H191ZM1 121H2V122H1ZM4 121H5V122H4ZM8 121L10 122V120H8ZM14 121H16V120H14ZM14 121H13V123H14ZM36 121H37V120H36ZM124 121H125V120H124ZM126 121H127V120H126ZM131 121H133V120H131ZM138 121H139V120H138ZM153 121H154V120H153ZM157 121H158V120H157ZM16 122H17V121H16ZM26 122H27V121H26ZM42 122H43V121H42ZM44 122H45V120H44ZM57 122H58V120H57ZM77 122H78V121H77ZM77 122L75 121L74 125H73V126L71 125L72 128H76V127H74V126H76L75 124H76ZM106 122H108V121H106ZM187 122H188V121H187ZM3 123H5V124H3ZM33 123H34V122H33ZM55 123H56V122H55ZM98 123H99V122H98ZM116 123H117V122H116ZM116 123H115V124H116ZM119 123H121V121H119ZM131 123H132V122H131ZM131 123H129V124H131ZM133 123H134V122H133ZM147 123H148V122H147ZM10 124L13 125V126L17 125V124H12L11 122H10ZM67 124H68V123H67ZM71 124H72V122H71ZM78 124H79V123H78ZM85 124H86V122H85ZM138 124H139V123H138ZM152 124H153V123H152ZM36 125H37V124H36ZM106 125H107V124H106ZM117 125L120 126L119 124H117ZM124 125H125V123H124ZM142 125H143V124H142ZM13 126H12V127H13ZM65 126H66V125H64V128H63V129H65V130L69 129V128L66 129ZM68 126H69V125H67V127H68ZM109 126H110V125H109ZM121 126H123V125H121ZM136 126H137V125H136ZM153 126H154V125H153ZM17 127H18V126H17ZM17 127H15V128H17ZM26 127H28V126H26ZM62 127H63V126H62ZM69 127H70V126H69ZM112 127H113V126H112ZM116 127H117V126H116ZM7 128H8V127H7ZM32 128H34V129H31L30 126H29L27 129L25 128L26 130L23 129L24 131L22 130V132L25 133V134H24V137H25V138L22 137V138H23V141H22V142L20 141L21 139L17 140V141H19V143H20V145H21L20 147H21V148L23 147V148L20 150L21 152L23 151L22 153H20L22 159H23V157L30 156V153H29L30 151H29V152H27L28 150L25 151L26 149H24V148H26V147H24V145H22V144H24V143L27 141V142H26L27 144H25V145H28V146H29V143H28L29 141H28L26 138L29 139V136H30V135H34V133H38V132H34V133H33V131H36V130H37V129L35 128V126L33 127V125H32ZM40 128H41V127H40ZM95 128H96V127H95ZM101 128H102V126H101ZM106 128H107V127H106ZM114 128H115V127H114ZM137 128H138V127H137ZM137 128H136V129H137ZM9 129H10V128H9ZM116 129H118V127H117ZM125 129H126V128H125ZM127 129H128V128H127ZM133 129H134V128H133ZM140 129H141V127H140ZM71 130H72V129H71ZM71 130H70V131H71ZM128 130H129V129H128ZM6 131H7V129H6ZM38 131H39V130H38ZM44 131H45V130H44ZM67 131H68V130H67ZM99 131H100V128H99ZM111 131H112V130H111ZM134 131H135V129H134ZM137 131H138V130H136V132H137ZM41 132H43V131H41ZM64 132H65V131H64ZM93 132L95 133V131H93ZM102 132H103V131H102ZM109 132H110V131H109ZM142 132H143V131H142ZM146 132H147V131H146ZM66 133H68V132H66ZM78 133H80V132H78ZM114 133H115V132H114ZM122 133H124V131H123ZM155 133H156V132H155ZM38 134H39V133H38ZM64 134H65V133H64ZM73 134H75V133H73ZM82 134H83V133H82ZM91 134H92V133H91ZM129 134H130V133H129ZM132 134L135 135L136 133H132ZM259 134H260V133H259ZM5 135H6V133H5ZM41 135H42V134H41ZM69 135H70V134H69ZM78 135H79V134H77L76 136H78ZM87 135H88V134H87ZM93 135H94V136H93ZM93 135H92V136L95 137V134H93ZM104 135H105V134H104ZM104 135H103V136H104ZM109 135H110V134H109ZM130 135H131V134H130ZM130 135H129V136H130ZM150 135H151V134H150ZM7 136H8V135H7ZM9 136H10V135H9ZM26 136H27V137H26ZM42 136H43V135H42ZM81 136H82V135H81ZM129 136H128V137H129ZM135 136H136V135H135ZM135 136H133V137H135ZM0 137H1V135H0ZM4 137H5V136H4ZM50 137H51V136H50ZM72 137H73V136H72ZM104 137H105V136H104ZM113 137H117V135H116V136H113ZM113 137H112V138H113ZM122 137H123V136H122ZM133 137H132V138H133ZM48 138H49V137H48ZM109 138H110V137H109ZM118 138L120 139V137H118ZM118 138H117V139H118ZM125 138H126V137H125ZM132 138H131V140H132ZM135 138H136V140L138 139L137 136H136ZM3 139H4V138H3ZM31 139H32V138H31ZM59 139H60V138H59ZM59 139H58V140H59ZM90 139H91V138H90ZM93 139H94V138H93ZM113 139H114V138H113ZM115 139H116V138H115ZM121 139H122V138H121ZM133 139H134V138H133ZM152 139H153V138H152ZM162 139H163V138H162ZM0 140H1V139H0ZM67 140H69V138H68ZM72 140L75 141V138L73 137ZM77 140H78V139H77ZM80 140H81V139H80ZM102 140H103V139H102ZM127 140H128V139H127ZM141 140H142V139H141ZM160 140H161V139H160ZM215 140H216V139H215ZM17 141H16V143H18ZM78 141H79V140H78ZM90 141H91V140H90ZM114 141H115V140H114ZM118 141H119V140H118ZM138 141H139V140H138ZM9 142H10V141H9ZM119 142H120V141H119ZM136 142H137V141H136ZM12 143H14V142H12ZM67 143H68V142H67ZM92 143H93V142H92ZM131 143H132V142H131ZM198 143H199V142H198ZM118 144H119V143H118ZM145 144H146V143H145ZM174 144H175V143H174ZM13 145H14V144H12V146H13ZM16 145H17V144H16ZM32 145H33V144H32ZM34 145H35V144H34ZM98 145H100V144H98ZM107 145H108V144H107ZM38 146H39V145H38ZM88 146H89V145H88ZM101 146H102V145H101ZM127 146H128V145H127ZM148 146H149V145H148ZM15 147H16V146H15ZM29 147H30V146H29ZM29 147H28V148H29ZM35 147H36V146H35ZM99 147H100V146H99ZM108 147H109V146H108ZM140 147L143 148V146H140ZM208 147H209V146H208ZM123 148H124V147H123ZM153 148H154V147H153ZM172 148H173V147H172ZM1 149H2V148H1ZM69 149H70V148H69ZM156 149H157V148H156ZM207 149H208V148H207ZM92 150H93V149H91V151H92ZM112 150H113V148H112ZM20 151H18V152H20ZM99 151H100V150H99ZM123 151H124V150H123ZM171 151H172V150H171ZM16 152H17V151H16ZM46 152H47V151H46ZM110 152H111V151H110ZM133 152H134V151H132V153H133ZM155 152H156V151H155ZM174 152H175V151H174ZM177 152H178V151H177ZM49 153H50V152H49ZM84 153H85V152H84ZM13 154H15V153H13ZM13 154H12V155H13ZM79 154H80V153H79ZM127 154H128V153H127ZM3 155H4V154H3ZM45 155H46V153H45ZM49 155H50V154H49ZM133 155H134V154H133ZM126 156H127V155H126ZM163 156H164V155H163ZM177 156H178V155H177ZM18 157H19V159H21L20 156H18ZM18 157H17V158H18ZM40 157H41V156H40ZM83 157H84V156H83ZM104 157H105V156H104ZM178 157H179V156H178ZM184 157H185V156H184ZM184 157H183V158H184ZM14 158H15V157H14ZM27 158H28V157H27ZM174 158H175V157H174ZM12 159H13V158H12ZM38 159H39V158H38ZM40 159H41V158H40ZM133 159H134V158H133ZM150 159H151V158H150ZM7 160H9V159L7 158ZM109 160H110V159H109ZM0 161H2V157H1V160H0ZM152 161H153V160H152ZM187 161H188V160H187ZM28 163H29V162H28ZM122 163H124V162H122ZM100 164H101V163H100ZM138 164H139V163H138ZM1 165H2V164H1ZM62 166H63V165H62ZM107 166H108V165H107ZM110 166H111V165H110ZM1 167H2V166H1ZM34 167H35V166H34ZM181 167H182V166H181ZM2 168H3V167H2ZM155 168H157V167H155ZM7 169H8V168H7ZM9 169H10V168H9ZM36 169H37V168H36ZM90 169H91V168H90ZM2 170H3V169H2ZM7 171H8V170H7ZM105 171H106V170H105ZM7 173H8V172H7ZM9 173H10V170H9ZM89 174H90V173H89ZM17 175H18V174H17ZM38 175H39V174H38ZM11 176H12V175H11ZM49 176H50V175H49ZM99 176H100V175H99ZM156 176H157V175H156ZM31 178H32V177H31ZM7 179H8V178H7ZM42 179H43V178H42ZM24 181H25V180H24ZM45 181H46V180H45ZM65 181H66V180H65ZM27 182H28V180H27ZM31 182H32V181H31ZM38 182H39V181H38ZM112 182H113V181H112ZM155 183H156V182H155ZM45 184H46V183H45ZM134 184H135V183H134ZM3 185H4V184H3ZM9 185H10V184H9ZM55 186L57 187V185H55ZM157 186H158V185H157ZM76 188H77V187H76ZM156 189H157V188H156ZM103 191H104V190H103ZM132 191H133V190H132ZM137 191H138V190H137ZM120 192H121V191H120ZM143 192H144V191H143ZM60 193H61V192H60ZM101 193H102V192H101ZM147 193H148V192H147ZM56 194H57V193H56ZM145 194H146V193H145ZM1 195H2V194H1ZM61 195H62V194H61ZM126 196H127V195H126ZM1 197H2V196H1ZM39 197H40V195H39ZM136 197H137V196H136ZM37 198H38V197H37ZM61 198H62V197H61ZM108 198H109V197H108ZM26 200H27V199H26ZM119 200H120V199H119ZM27 201H28V200H27ZM41 201H42V200H41ZM12 203H13V202H12ZM149 203H150V202H149ZM157 203H158V201H157ZM5 205H6V204H5ZM125 206H126V205H125ZM136 206H137V205H136ZM141 206H142V205H141ZM92 207H93V206H92ZM94 207H95V206H94ZM104 207H106V206H104ZM113 207H114V206H113ZM131 207H132V206H131ZM19 208H20V207H19ZM32 209H33V208H32ZM107 209H108V208H107ZM96 210H97V209H96ZM30 211H31V210H30ZM132 211H133V210H132ZM155 211H156V210L153 209V211H151L150 213H154ZM263 211H264V210H263ZM156 212H157V211H156ZM21 213H22V212H21ZM21 213H20V214H21ZM260 213H261V212H260ZM154 214H155V213H154ZM260 215H261V214H260ZM260 215H259V216H260ZM143 216H144V215H143ZM143 216H142V217H143ZM261 216H262V215H261ZM261 216H260V217H261ZM38 217H39V215H38ZM38 217H37V218H38ZM130 217H131V216H130ZM255 217H256V216H255ZM257 217H258V216H257ZM134 218H135V216H134ZM134 218H133V219H134ZM252 218H253V220H255L254 217H252ZM102 219H103V218H102ZM105 219H106V218H105ZM152 219H153V218H152ZM154 219H155V218H154ZM239 219H240V218H239ZM246 219H247V218H246ZM256 219H258V218H256ZM259 219H260V218H259ZM145 220H147V219H145ZM253 220H252V221H253ZM148 221H149V219H148ZM255 221H258V220H255ZM260 221H261V220H260ZM20 222H21V221H20ZM99 222H100V221H99ZM128 222H129V221H128ZM135 222H136V221H135ZM239 222H240V221H239ZM144 223H146V221H144ZM144 223H143V224H144ZM254 223H256V222H254ZM149 224H150V223H149ZM232 224H233V223H232ZM235 224H236V223H235ZM244 224H245V223H244ZM246 224L248 225V223H246ZM25 225H26V224H25ZM133 225H134V224H133ZM152 225H154V224H152ZM211 225H212V224H211ZM224 225H225V224H223V226H224ZM233 225H234V224H233ZM238 225H241V224H238ZM142 226H143V225H142ZM144 226H146V225L144 224ZM144 226H143V227H144ZM234 226H235V225H234ZM10 227H12V226H10ZM17 227H18V226H17ZM26 227H27V226H26ZM231 227H232V226H231ZM207 228H208V227H207ZM213 229H214V228H213ZM215 229H216V228H215ZM23 230H24V229H23ZM15 231H16V230H15ZM139 231H141V229H140ZM204 231H206V227H205V230H204ZM27 232H28V231H27ZM213 232H215V231L212 230V229H208V231H206V236H207V238H210V236H214V235H216V234H213ZM238 232H239V231H238ZM21 233H22V232H21ZM58 233H59V231H58ZM92 233H93V232H92ZM94 233H95V232H94ZM135 233H136V232H135ZM204 233H205V232H204ZM209 233H210V234H209ZM28 234H29V233H28ZM95 234H96V233H95ZM218 234H219V233H218ZM30 235H31V234H30ZM240 235H241V234H240ZM18 236H19V235H18ZM44 236H45V235H44ZM60 236H61V234H60ZM155 236H156V235H155ZM155 236H154V237H155ZM220 236H221V235H220ZM23 237H24V240H25V236H23ZM37 237H38V236H37ZM64 237H65V236H64ZM191 237H192V235H191ZM195 237H196V236H195ZM195 237H194V238H195ZM92 238H93V237H92ZM146 238H147V237H146ZM189 238H190V237H189ZM8 239H9V238H8ZM46 239H47V238H46ZM131 239H132V238H131ZM187 239H188V238H187ZM145 240H146V239H145ZM205 240H207V239H205ZM115 241H116V240H115ZM176 241H177V240H176ZM180 241H181V240H180ZM182 241H183V240H182ZM208 241H209V240H208ZM81 242H82V241H81ZM119 242H120V241H119ZM130 242H131V241H130ZM197 242H198V240H197ZM18 243H19V242H18ZM24 243H25V241H24ZM120 243H121V242H120ZM142 243H143V242H142ZM192 243H193V242H192ZM1 244H2V243H1ZM1 244H0V245H1ZM4 244H5V243H4ZM26 244H27V242H26ZM42 244H43V243H42ZM59 244H60V243H59ZM73 244H74V243H73ZM131 244H132V243H131ZM203 244H204V243H203ZM80 245H81V244H80ZM144 245H145V244H144ZM146 245H147V244H146ZM151 245H152V244H151ZM11 246H12V245H11ZM120 246H121V245H120ZM139 246H140V245H139ZM206 246H207V245H206ZM3 247H4V246H3ZM5 247H8V246H5ZM12 247H13V246H12ZM103 247H104V246H103ZM103 247H102V248H103ZM216 247H217V246H216ZM111 248H112V247H111ZM122 248H123V247H122ZM77 249H78V248H77ZM84 249H85V248H84ZM99 249H100V248H99ZM206 249H207V248H206ZM5 250H6V249H5ZM7 250H8V249H7ZM7 250H6V253L8 254V251H7ZM9 250H10V249H9ZM65 250H66V249H65ZM111 250H112V249H110V251H111ZM58 251H59V250H58ZM91 251H92V250H91ZM0 252H1V251H0ZM27 252H28V251H27ZM92 252H93V251H92ZM4 253H5V252H4ZM6 253H5V254H6ZM16 253H17V252H16ZM108 253H109V252H108ZM111 253H112V252H110V254H111ZM123 254H124V253H123ZM150 254H151V253H150ZM155 254H156V253H155ZM31 255H32V254H31ZM131 255H132V254H131ZM147 255H148V254H146V257H145V258H147ZM3 256H4V255H2V257H3ZM44 256H45V255H44ZM97 256H98V255H97ZM116 256H117V255H116ZM150 256H151V255H150ZM152 256H153V255H152ZM61 257H62V255H61ZM113 257H114V256H113ZM139 257H140V254H139ZM5 258H6V257H5ZM57 258H58V257H57ZM121 258H122V257H121ZM255 258H256V257H255ZM258 258H259V257H258ZM18 259H19V258H18ZM48 259H49V258H48ZM106 259H107V258H106ZM4 260H5V259H4ZM4 260H3V261H4ZM50 260H51V259H50ZM107 260H108V259H107ZM128 260H129V259H128ZM128 260H127V261H128ZM154 260H156V259H154ZM0 261H2V258L0 259ZM141 261H142V259H141ZM120 262H121V261H120ZM148 262H150V261H148ZM162 262H163V261H162ZM209 262H210V261H209ZM25 263H26V262H25ZM100 263H101V262H100ZM142 263H143V262H142ZM247 263H248V262H247ZM3 264H4V262H3ZM107 264H108V263H107ZM239 264H241V263H239ZM245 264H246V263H245Z\"/></svg>",
  "mask_w": 264,
  "mask_h": 264
}]
</instances>
